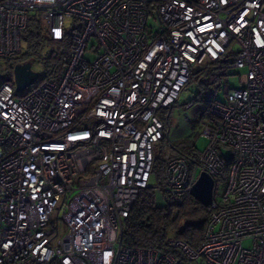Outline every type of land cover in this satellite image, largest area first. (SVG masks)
Listing matches in <instances>:
<instances>
[{
  "label": "built area",
  "instance_id": "built-area-1",
  "mask_svg": "<svg viewBox=\"0 0 264 264\" xmlns=\"http://www.w3.org/2000/svg\"><path fill=\"white\" fill-rule=\"evenodd\" d=\"M37 15L50 39L74 30L57 80L35 72L24 92L0 80V264H264V0H0V59L20 53ZM233 43L241 86L214 103L194 166L176 155L164 172L178 203L201 170L213 177L200 244L124 245L164 134L158 111Z\"/></svg>",
  "mask_w": 264,
  "mask_h": 264
},
{
  "label": "trees",
  "instance_id": "trees-1",
  "mask_svg": "<svg viewBox=\"0 0 264 264\" xmlns=\"http://www.w3.org/2000/svg\"><path fill=\"white\" fill-rule=\"evenodd\" d=\"M33 20L35 19H31L22 33L30 49L24 54L7 59L5 64L8 69L0 66L2 79H12L11 67L13 68L16 63L29 61L26 58L27 53L31 51L39 53L45 44H49L50 48L42 56L44 72L43 74L38 73V78L57 80L61 76L69 59V47L74 28L70 27L63 39L53 40L47 36L46 30L43 32L40 27L34 26ZM233 57L234 52L227 50L219 59L207 60L198 67L195 66L191 71L187 84L194 82L197 87L196 100L208 111L199 122L203 126L213 116V105L219 101L216 97L217 91L224 87L227 95L232 89L227 82V71L231 67ZM171 146L172 152L169 157L184 156L192 167L201 153L196 144L188 142L187 139H182ZM167 159L158 155L155 149L150 173V178L151 175L155 176V183L151 184L149 181L147 186L139 191L128 216L123 220L121 241L126 246L154 248L180 255L178 251L167 247V240L169 238L179 239L191 248H196L202 240L210 209L189 193L183 195L180 203L173 200L165 190L163 183ZM221 179L215 178L216 181H221ZM182 260L183 264H195L187 258H182Z\"/></svg>",
  "mask_w": 264,
  "mask_h": 264
},
{
  "label": "rangeland",
  "instance_id": "rangeland-1",
  "mask_svg": "<svg viewBox=\"0 0 264 264\" xmlns=\"http://www.w3.org/2000/svg\"><path fill=\"white\" fill-rule=\"evenodd\" d=\"M34 19L35 20L32 21L33 25L40 27L42 31L45 32L46 27L43 24L41 16L37 15ZM148 25L152 29H155L158 25V19L154 12H152L151 16L148 18ZM90 44L91 42L88 43V45ZM49 48L50 45L45 44L39 51V53H35L33 51L27 53L26 58L31 61V69L34 72L43 74L44 64L42 61V56L49 50ZM28 49H30L28 41L22 37L21 51L18 55L26 53ZM236 49H238L236 43H233L229 48L230 51ZM92 54V49L89 48L87 49L85 57L91 59ZM6 61L7 60L5 59H0V66L5 68L7 67L8 69V66L5 64ZM199 65L200 64L196 65V67H198ZM12 69L13 68L11 67V71ZM240 72L241 70L238 68L229 67L227 71V82L231 88H239L241 86L239 80ZM196 92L197 87L194 82L187 84L180 92L177 101L174 103L170 110L160 109L158 111V116L164 123V136L161 140L155 142L154 148L156 149V153L163 159H167L170 156L172 152L171 144H177V142L181 141L182 139H187L188 142L195 143L200 152L205 148L207 144V140L202 136L201 133L203 125H201L199 122L201 121L202 116L207 115L208 111H206L204 105L196 100ZM216 97L220 102L226 101V93L224 87L220 88L217 91ZM155 180V176L151 175V178L149 180L150 183L154 184ZM221 191L222 183L218 182L216 192L217 194H219ZM64 231L65 228L62 225V227L60 228V235L63 234Z\"/></svg>",
  "mask_w": 264,
  "mask_h": 264
},
{
  "label": "water",
  "instance_id": "water-1",
  "mask_svg": "<svg viewBox=\"0 0 264 264\" xmlns=\"http://www.w3.org/2000/svg\"><path fill=\"white\" fill-rule=\"evenodd\" d=\"M36 77V73L29 69L28 63H17L12 69V78L17 92L23 91L24 88L31 85ZM2 74L0 73V79ZM215 182L213 177L206 171L201 170L189 189V194L208 206L213 200Z\"/></svg>",
  "mask_w": 264,
  "mask_h": 264
}]
</instances>
